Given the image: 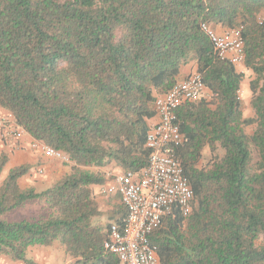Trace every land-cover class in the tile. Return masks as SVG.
<instances>
[{
	"label": "trees",
	"instance_id": "1",
	"mask_svg": "<svg viewBox=\"0 0 264 264\" xmlns=\"http://www.w3.org/2000/svg\"><path fill=\"white\" fill-rule=\"evenodd\" d=\"M263 10L264 0H0V107L73 164L40 191L19 185L27 164L7 171L0 255L32 264L29 246L57 241L72 264H121L104 242L125 209L119 201L109 222H95L92 186L106 179L82 167L143 168L155 96L193 61L211 97L176 109L182 141L173 150L191 211L173 209L150 240L160 264H264ZM201 22L240 28L251 116L239 96L244 73L214 55ZM7 161L0 152V174ZM30 203L36 216L6 217Z\"/></svg>",
	"mask_w": 264,
	"mask_h": 264
},
{
	"label": "built area",
	"instance_id": "2",
	"mask_svg": "<svg viewBox=\"0 0 264 264\" xmlns=\"http://www.w3.org/2000/svg\"><path fill=\"white\" fill-rule=\"evenodd\" d=\"M200 30L208 37L215 56L234 65L243 62L240 28L217 32L201 22ZM205 91L201 75L194 72L177 80L166 92L157 94L156 121L146 136V146L150 149L147 164L138 171L122 170L104 176L106 180L99 185L104 196H117L125 209L123 226L112 222L104 242L105 248L121 264H160L157 248L150 240L151 233L163 226L165 217L173 209H179L183 215L191 211L192 190L173 154L182 141L175 111L183 103L198 100ZM24 133L14 118L0 113V134L13 141L14 147H18L17 142ZM31 145L46 157L70 161L64 152L41 140L33 138Z\"/></svg>",
	"mask_w": 264,
	"mask_h": 264
},
{
	"label": "crops",
	"instance_id": "3",
	"mask_svg": "<svg viewBox=\"0 0 264 264\" xmlns=\"http://www.w3.org/2000/svg\"><path fill=\"white\" fill-rule=\"evenodd\" d=\"M264 16V10L262 12ZM215 30L217 32H222L224 30L221 26H215ZM236 67V66H235ZM238 71H242L244 73L243 79L241 83L244 81V77L247 76L248 84L250 79L252 78L251 75L253 74L251 70L246 69L242 63ZM196 72V64L195 62L191 61L185 65H182L179 74L177 76V80H181L188 76L191 73ZM240 91L243 92L242 96H240L241 101L242 99L244 102H247L249 106L250 97L249 95L250 90L245 85L240 84ZM251 94V93H250ZM242 103V102H241ZM252 110L247 109L245 112L243 111L244 117H249L253 114L250 112ZM0 113L6 114L7 116L13 118L12 114L0 107ZM156 121V116L150 118L148 120V124L151 125ZM33 137L25 132L22 136L20 141H18V147H14L13 141L9 138L0 134V152H5L8 156V161L0 174V177L4 178L7 171L17 165L27 164L29 166L28 172L19 178L18 182L21 187H34L35 190L40 191L43 190L58 179H60L65 174L71 171L72 162H61L55 158H50L44 156L41 152L35 150L32 145ZM22 147V148H21ZM90 171L99 172L103 174L105 177L122 171V169L115 165L109 164L103 167L98 166H89L83 167ZM92 194L94 195L95 199L98 202L99 209L101 212H106L107 219L110 215L113 214V210L117 204H119V200L117 196H104L100 190L99 185L92 186ZM26 205V204H24ZM23 205V206H24ZM20 208V207H19ZM17 208V209H19ZM16 210V209H15ZM14 211V210H13ZM111 219H108V221ZM113 222V221H111ZM27 257L32 261V264H72V259L65 254L62 247L59 245L57 241L49 246H41V245H33L29 246L27 249ZM7 256L0 255V264H26L22 261H13Z\"/></svg>",
	"mask_w": 264,
	"mask_h": 264
},
{
	"label": "rangeland",
	"instance_id": "4",
	"mask_svg": "<svg viewBox=\"0 0 264 264\" xmlns=\"http://www.w3.org/2000/svg\"><path fill=\"white\" fill-rule=\"evenodd\" d=\"M262 17H264L263 15H261V17L260 18H262ZM242 64H237V65H235L236 66V69L238 70V68H240V66H241ZM251 77H253V74L251 75ZM248 79L249 78H247V76L246 77H244V81L241 83L242 85H246L247 87H248V89H249V84H248ZM251 92H249V95H251L250 94ZM205 94H206V98H207V100H209L210 99V92L206 89V91H205ZM240 96L241 97H243L242 96V94H243V92L242 91H240ZM251 98V97H250ZM241 99V98H240ZM242 103H241V105H242V112L244 111H246L247 109H250V110H252L251 109V107H250V102H249V106H248V104H247V102H244V100L242 99V101H241ZM250 112H253V111H250ZM251 128H252V126H247L246 128H245V130H246V132H250V130H251ZM219 152L221 153L222 151L221 150H219ZM203 154H204V156L206 157V156H209V150H208V148L207 147H205V149H204V151H203ZM72 168V167H71ZM83 168V167H82ZM71 172V171H70ZM68 174V173H67ZM2 177H0V182L2 181ZM40 212V210H39V204L38 203H30V204H26V205H24V206H22V207H20L19 209H16V210H14V211H12V212H9L7 215H6V217L8 218V219H19V218H21L22 216H28V217H32V216H36L38 213ZM94 221L95 222H99V223H101V224H106L107 222H109L108 221V219H107V216H106V212H101V214L98 216V217H96L95 219H94ZM8 259V258H7Z\"/></svg>",
	"mask_w": 264,
	"mask_h": 264
},
{
	"label": "clouds",
	"instance_id": "5",
	"mask_svg": "<svg viewBox=\"0 0 264 264\" xmlns=\"http://www.w3.org/2000/svg\"><path fill=\"white\" fill-rule=\"evenodd\" d=\"M242 63H243V62H242ZM242 63H241V64H242Z\"/></svg>",
	"mask_w": 264,
	"mask_h": 264
}]
</instances>
